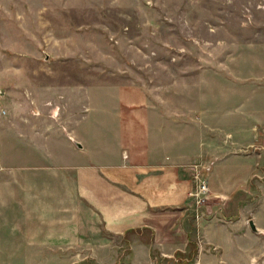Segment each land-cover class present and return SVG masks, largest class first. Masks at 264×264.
<instances>
[{
	"label": "rangeland",
	"instance_id": "obj_1",
	"mask_svg": "<svg viewBox=\"0 0 264 264\" xmlns=\"http://www.w3.org/2000/svg\"><path fill=\"white\" fill-rule=\"evenodd\" d=\"M120 87L140 88L163 142L191 157L208 159L207 141L218 154L229 134L235 153H253L262 133L256 115L264 113V0H0V167L15 163L21 97L39 114L37 104L46 115H80L78 129L89 134L113 128ZM254 179L227 216L225 201L202 208L204 224L227 226L230 240L213 234L222 246L201 230L197 243L168 259L133 247L128 235L98 254L101 263L87 264H264V177ZM145 240L151 245L150 234ZM42 257L8 248L0 264H49Z\"/></svg>",
	"mask_w": 264,
	"mask_h": 264
},
{
	"label": "crops",
	"instance_id": "obj_2",
	"mask_svg": "<svg viewBox=\"0 0 264 264\" xmlns=\"http://www.w3.org/2000/svg\"><path fill=\"white\" fill-rule=\"evenodd\" d=\"M127 88L117 91L113 128L89 134L78 129L80 115H46L37 104L44 113L39 114L33 99L21 97L15 163L0 167L1 257L8 248H21L33 256L41 251L49 264H87L89 259L101 263L98 254L103 249H114V240L130 235L133 247L148 255L154 248L170 259L197 243L201 230L209 243L222 246L214 239L215 230L225 242L226 225H206L195 218L188 197L194 189L189 168L218 155L207 175L208 202L225 201L227 216L252 192L253 177L256 182L264 177V113L256 115L262 133L254 136L253 153H235L229 134L218 154L209 148L211 142L202 143L211 160L194 158L182 146L163 142L165 134L152 127L147 97L140 95V88ZM39 124L44 128H37ZM240 133L247 138L245 125ZM199 148L200 140L191 152Z\"/></svg>",
	"mask_w": 264,
	"mask_h": 264
},
{
	"label": "built area",
	"instance_id": "obj_3",
	"mask_svg": "<svg viewBox=\"0 0 264 264\" xmlns=\"http://www.w3.org/2000/svg\"><path fill=\"white\" fill-rule=\"evenodd\" d=\"M3 96V92L0 90V100ZM214 161H210L208 164H202L201 162H196L193 164L192 171V181L195 184L194 189L189 193V198L193 200V205L195 208V218L197 220L203 219L206 216L205 207L206 203L210 198V189L208 186V181L206 178V173H209Z\"/></svg>",
	"mask_w": 264,
	"mask_h": 264
},
{
	"label": "water",
	"instance_id": "obj_4",
	"mask_svg": "<svg viewBox=\"0 0 264 264\" xmlns=\"http://www.w3.org/2000/svg\"><path fill=\"white\" fill-rule=\"evenodd\" d=\"M79 148H81V145L80 144H76ZM249 225H250V228H251V230L253 231V232H255V233H257V234H260V233H262V231L261 230H259L258 228H257V226H256V224H255V222L253 221V220H250L249 221Z\"/></svg>",
	"mask_w": 264,
	"mask_h": 264
},
{
	"label": "bare ground",
	"instance_id": "obj_5",
	"mask_svg": "<svg viewBox=\"0 0 264 264\" xmlns=\"http://www.w3.org/2000/svg\"><path fill=\"white\" fill-rule=\"evenodd\" d=\"M263 232V231H262Z\"/></svg>",
	"mask_w": 264,
	"mask_h": 264
}]
</instances>
